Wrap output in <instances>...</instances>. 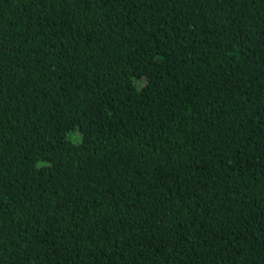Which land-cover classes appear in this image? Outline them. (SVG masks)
Instances as JSON below:
<instances>
[{"label": "trees", "instance_id": "16d2710c", "mask_svg": "<svg viewBox=\"0 0 264 264\" xmlns=\"http://www.w3.org/2000/svg\"><path fill=\"white\" fill-rule=\"evenodd\" d=\"M0 264H264V0H0Z\"/></svg>", "mask_w": 264, "mask_h": 264}]
</instances>
